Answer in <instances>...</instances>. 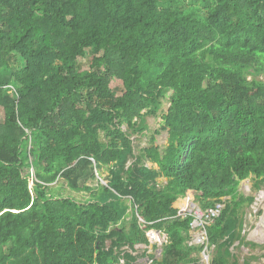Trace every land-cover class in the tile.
<instances>
[{
	"label": "trees",
	"instance_id": "16d2710c",
	"mask_svg": "<svg viewBox=\"0 0 264 264\" xmlns=\"http://www.w3.org/2000/svg\"><path fill=\"white\" fill-rule=\"evenodd\" d=\"M262 75L264 0H0V264H133L123 247L152 231L167 242L149 264H198L182 205L223 198L212 264H239V186L264 185ZM166 97L168 143L144 145Z\"/></svg>",
	"mask_w": 264,
	"mask_h": 264
},
{
	"label": "rangeland",
	"instance_id": "374dc122",
	"mask_svg": "<svg viewBox=\"0 0 264 264\" xmlns=\"http://www.w3.org/2000/svg\"><path fill=\"white\" fill-rule=\"evenodd\" d=\"M92 56L88 53L83 57H80V61L84 67L90 65ZM264 79V75L260 76ZM251 78V76H250ZM112 87L121 94L124 90L123 84L120 80H115L112 83ZM170 102L168 97L162 99L161 107L156 115L147 116V124L149 129L145 131L146 135L142 136L143 144L148 145L151 140V136L155 135V143L160 146H165L168 143V131L161 127L163 122V114L169 109ZM0 121H4V110L0 107ZM159 130L158 133L155 131ZM136 136V135H135ZM101 139L104 142H108L110 138L105 131H101ZM108 169L104 168L103 173H98L95 179H90L88 184L97 186L99 182L106 183L105 176L108 174ZM160 180H166L160 178ZM255 182L252 177L243 180L239 186V190L246 196H254V201L251 203H245L240 210V217H242V226L240 228L242 239L236 241L231 247L233 254H235L239 260V264H264V198L260 199V193L264 191V185L256 188ZM65 193V190H63ZM79 196V195H78ZM80 197V196H79ZM199 205L194 202H185L182 205L181 214L193 212ZM132 209L129 210L131 213ZM150 243H136L133 247L126 245L123 247V251L131 252L136 258L133 264H149L152 259L162 258L163 245L167 242V235L159 231H152L149 233ZM198 264H212L213 248L205 250L201 248L198 253ZM126 259L121 258L119 264H126Z\"/></svg>",
	"mask_w": 264,
	"mask_h": 264
},
{
	"label": "built area",
	"instance_id": "2783aa9c",
	"mask_svg": "<svg viewBox=\"0 0 264 264\" xmlns=\"http://www.w3.org/2000/svg\"><path fill=\"white\" fill-rule=\"evenodd\" d=\"M226 206L225 198L215 202L213 206L208 208H201L198 206L191 214L193 215V221L191 226L194 230L191 238V243L204 246L205 250H209L211 247L208 226H210L216 218H218Z\"/></svg>",
	"mask_w": 264,
	"mask_h": 264
}]
</instances>
